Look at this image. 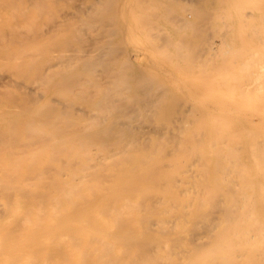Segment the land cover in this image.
<instances>
[{"label": "bare ground", "instance_id": "obj_1", "mask_svg": "<svg viewBox=\"0 0 264 264\" xmlns=\"http://www.w3.org/2000/svg\"><path fill=\"white\" fill-rule=\"evenodd\" d=\"M0 264H264V0H0Z\"/></svg>", "mask_w": 264, "mask_h": 264}]
</instances>
